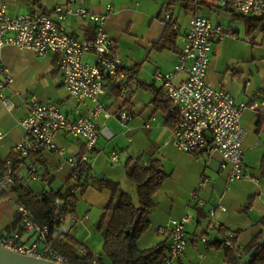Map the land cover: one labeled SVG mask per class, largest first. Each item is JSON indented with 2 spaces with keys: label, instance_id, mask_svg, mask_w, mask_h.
<instances>
[{
  "label": "crops",
  "instance_id": "obj_1",
  "mask_svg": "<svg viewBox=\"0 0 264 264\" xmlns=\"http://www.w3.org/2000/svg\"><path fill=\"white\" fill-rule=\"evenodd\" d=\"M78 3L96 14H103L106 7L111 6L112 10L105 24L107 32L110 31L111 25H114L113 20H116L119 14L130 11L129 8H124L123 6L116 13L112 5L107 4L105 7L95 6L90 9L81 2ZM136 5L143 12L130 13L127 18L129 25H135L138 20H148V26L151 27L153 19H158L159 14L153 17L154 12L151 6L145 5L139 0H137ZM161 5L167 11L175 5L183 8L184 17L181 24L178 23V20L171 13L169 21H165L164 18V20L160 21V25L158 23L155 24L156 33L148 30V33L144 34L141 38L148 43L150 51L157 53L171 52L176 55L172 70L166 69L165 72H161L163 70L162 60L150 58V55H147V53L137 54L136 56H131V58L127 57L125 60L120 53L116 40L120 34L116 38L108 36L117 45V51L126 65L128 79L120 87L107 85L103 100L110 113L122 109L131 115L132 120L129 123L130 131H126V134H124L121 132L122 129L117 120H111L107 123V126L113 133V140L119 141L118 144L110 149L111 141L99 138L93 152H86L83 139L74 138L63 133L57 134L54 137V142L63 152L61 154L43 152L31 155L25 158L22 163L15 164V181L21 187L30 190L35 196L48 191H63L66 189L67 183L69 185L73 183L74 176V168L66 162L67 159L86 156L87 153L93 154L92 160L89 157L87 162L91 174L89 182L101 177V182L108 184V187L103 186L101 183L102 187L105 188L104 191H95L94 187L87 186L82 194L75 192L77 199L71 208V212L79 222L75 225L66 224L64 228L62 227L65 223L61 224L52 234V238L54 240L57 238L61 240H65L66 237L70 238L75 242L76 255L79 256L81 255L80 251H84L96 257L101 253L102 232H97L98 230L95 228V225L103 213L114 207L119 201L120 195H124L134 205H138L137 190L128 179L126 168L131 166L137 159L144 166L149 161L157 159L160 161L167 177L153 196L155 210L150 216V228L138 240V248L144 250L161 243L169 246L168 237L160 234L158 232L159 228L166 225L170 219H179L187 215L191 219V222L185 228L188 247L178 258L177 264H227L225 261L226 252L213 244L216 241H223L230 234H234L236 245L242 248L260 229L259 223L261 219H264V179H262L259 171L260 160L264 157V153H262V140H258L259 143H255V147L260 151V157L256 161L254 170H251L244 156L248 173L252 177L257 178L258 183L243 181L234 183L226 189L225 181L228 172L219 169L220 157L218 155H212L210 158H197L170 145H165L171 134V129L165 124L169 111L161 112L163 120L161 123H156V119L153 117L156 111L151 103L153 96L150 92L139 88L138 82L153 84L157 89H161L163 93L161 85L153 81V75L156 71H160L163 74L172 73V84L174 86H178L186 79V75L175 72L174 67L177 62L178 53L182 48V40L188 31L193 17H206L223 27L219 22V18L222 14H228L233 19L243 20L245 30H248V25L245 19L235 17L229 8L212 6L207 0H165ZM38 7L49 12L53 9L48 10L42 6ZM8 15L10 17L20 16L17 14ZM259 17L246 19L254 20ZM166 22L173 24L176 38L180 37V45L178 46L175 43V51H158L153 48V45L160 40L167 24ZM129 25L126 31H128ZM249 25H251V29L258 28L262 37H264V32L261 31L262 24L252 21L249 22ZM60 26L67 34L75 36L80 40L90 41L94 37V25L92 23H82L80 20L70 17L65 22L60 23ZM158 28L160 29L159 32ZM233 33L236 35V32ZM92 60L93 58L90 55L84 57L85 62ZM146 62L150 66L147 69L144 68V63ZM2 63L8 70L12 83L5 90V96L10 102V108L5 107L0 101V169H4L8 163L10 167L12 166L10 156L13 153L14 146L23 137L20 123L28 114V100L31 95L36 96L44 103L56 106L60 103V98L56 97L57 93L55 90L59 88V91L64 92L61 99V102L64 101V104L61 105L62 109L56 107L71 120L75 119L77 113L85 115L90 107L89 102L77 103L68 95L63 85L62 74L58 68V57L52 55L39 58L29 50H20L12 46H6L2 51ZM210 66L211 63L209 62L206 81L215 89L225 90L237 103L251 105L260 104L264 101V74H262L258 88L259 96L255 99L254 85L248 79H241L240 77L241 81L236 82L230 77L217 78L209 75ZM141 72H147V78H143ZM147 106L153 108L149 116L145 115ZM247 113L249 117L250 114L252 115L254 133L261 136L258 116L255 112L251 110L244 111L241 121L248 116H244ZM149 119H151L152 123L155 122V124L151 126L150 122L147 123ZM97 123L99 125L102 124V120H99ZM144 125H149V129H145ZM145 130H151V134L157 135V140L161 142L155 156L148 158V160L135 157L134 151L131 149L132 145L136 144L137 146L141 145L145 149L144 145L146 141L143 135V131ZM117 151L120 153L118 155V163L112 164L109 160V155ZM124 151L127 152V156L123 159L122 154ZM31 167L40 175V179L31 178ZM165 168L168 170L167 172ZM203 177L209 178L211 184L205 185L197 191L198 200L203 202V206H199L197 205V201L191 202V196L197 190V185ZM78 194L84 196L86 212L92 213V211L98 210V213H100V217L96 220L95 224H91L93 222L90 223V216L86 217V213L83 215L78 213ZM15 202L20 203L15 190H13L11 196L0 195V240L10 237L20 230L21 223L15 209ZM218 205L225 207V211L218 210ZM210 210H215L213 217L209 215ZM210 222H213L215 226L209 227ZM203 237L207 240L206 243L202 242L201 239Z\"/></svg>",
  "mask_w": 264,
  "mask_h": 264
},
{
  "label": "built area",
  "instance_id": "obj_2",
  "mask_svg": "<svg viewBox=\"0 0 264 264\" xmlns=\"http://www.w3.org/2000/svg\"><path fill=\"white\" fill-rule=\"evenodd\" d=\"M215 7L229 8L235 15L242 18L259 17L264 14V0H207ZM112 7L107 6L103 14H96L82 6L76 0H66L65 4H57L49 12L33 4L24 15L10 17L7 14V4L0 0V101L10 108V102L5 96L6 88L12 83L8 70L2 63V51L6 46L20 50H29L36 57H58V68L62 74L63 85L68 95L77 103L89 102L85 115L69 119L56 106L40 101L31 95L28 100V114L21 121L22 139L14 146L13 153L20 158L43 152L61 154L62 149L54 142L57 134H68L74 138H81L85 142L86 152H93L99 138L106 141L113 139V133L107 123L117 120L119 126L130 131L129 123L132 117L125 110L119 109L110 113L103 100L107 85L120 87L128 79L126 65L117 51L115 41L110 39L105 30V24ZM75 18L82 23L94 25V37L90 41L80 40L67 34L60 26L68 18ZM171 17L165 16V21ZM234 34L225 32L223 27L206 17L195 16L190 21L186 35L182 40L174 71L184 73L186 79L178 86L172 84L173 74H163L156 71L153 81L159 83L163 95L176 109L177 121L170 138L165 145H170L186 154L197 158H210L212 155L220 157L219 169L227 171L225 188L232 184L251 181L258 183L252 177L244 162L242 143L245 133L241 128V116L244 111L251 110L261 117L262 153H264V101L260 104L237 103L225 90L215 89L206 81L211 52L214 44L222 42L226 37ZM86 55L93 60L85 62ZM102 120V124L97 122ZM154 120V119H153ZM149 129V125H144ZM1 137V136H0ZM112 164L118 163V155H109ZM70 166H88V158H68ZM31 178L40 179V175L30 168ZM78 183V177L73 176V183L66 187L69 195L75 194L72 185ZM211 184L207 177L201 178L197 190L191 196V202L203 206L197 197V191L205 185ZM15 186L12 169L9 165L0 169V195L11 196ZM42 194L38 195L40 199ZM73 198L66 201L58 200L54 206L57 212L63 205L67 208L61 215L53 218V222L63 224L66 218L71 225L79 221L69 207ZM15 209L19 216L21 227L17 233L2 238L0 246L15 253L47 259L60 264H67V260L58 255L53 249L50 238L49 225L38 224L29 209L15 202ZM220 211L225 207L218 205ZM215 210H210L213 217ZM191 222L189 216L170 219L158 232L169 239V246L163 264H177L178 258L188 247L186 226ZM209 227L215 224L210 222ZM234 234H230L225 246L232 249ZM203 243L206 239L203 237ZM242 254V249H236ZM81 256L86 253L80 251ZM238 264H245L239 261Z\"/></svg>",
  "mask_w": 264,
  "mask_h": 264
},
{
  "label": "trees",
  "instance_id": "obj_3",
  "mask_svg": "<svg viewBox=\"0 0 264 264\" xmlns=\"http://www.w3.org/2000/svg\"><path fill=\"white\" fill-rule=\"evenodd\" d=\"M81 1V0H76ZM83 1V0H82ZM232 12V11H231ZM233 13V12H232ZM234 14V13H233ZM235 17L245 19L247 27L250 30L249 22L255 21L262 24L261 31L264 32V14L257 19H246L234 14ZM163 34L160 40L153 45L158 51L170 50L175 51L176 32L173 24L166 22ZM139 88L152 94V105L156 112L169 111L166 125L173 130L177 121L176 109L163 95L161 89H157L153 84L138 82ZM261 117L258 116L259 131H261ZM25 158H20L17 154L12 153L10 160L12 162V173L14 176L15 164L22 163ZM259 171L262 179H264V157L259 163ZM73 175L78 177V183L72 185L75 192L82 194L88 186L91 179L90 168L88 166H77L73 170ZM128 179L136 187L138 195V205H134L124 195H120L119 201L110 210H106L99 218L95 225L98 231L102 232L101 253L93 257L87 252L84 256L76 255L75 242L67 238L61 240L59 238H50V243L55 252L67 260V264H163L168 246L165 243L158 244L148 249H139L137 242L140 237L150 228V216L155 210L153 196L161 187L167 174L163 171L159 160L154 159L144 166L137 159L131 166L126 168ZM108 187V184L102 183ZM66 186H69L67 183ZM20 204L29 209L34 220L40 225H49L51 234L59 227L58 222H53L54 217H58L67 210L63 205L57 212L54 206L58 200L66 201L69 196L73 198L74 206L76 195H69L65 190L48 191L42 193L40 199L35 196L27 188L21 187L16 181L14 189ZM260 229L252 236L244 247L236 245V238L232 239L233 248L228 249L225 241H216L213 245L221 248L226 252L227 264H238L239 261L245 264H264V219H261ZM242 249V254H238L236 249Z\"/></svg>",
  "mask_w": 264,
  "mask_h": 264
},
{
  "label": "rangeland",
  "instance_id": "obj_4",
  "mask_svg": "<svg viewBox=\"0 0 264 264\" xmlns=\"http://www.w3.org/2000/svg\"><path fill=\"white\" fill-rule=\"evenodd\" d=\"M7 4V13L8 14H17L24 15L26 14L29 7L33 4L36 6H42L45 9H52L57 4H65L66 0H3ZM145 5H150L154 15L159 14L158 19H153L152 26H148V20H138L135 25H129L128 16L130 13L143 12L139 6L136 5L137 0H81L83 5H86L88 8L92 9L95 6L105 7L107 4L112 5L114 8V12H119L120 9L124 6V8H129L130 11L124 12L123 14H119L116 20H113L114 25H111L110 31L107 32V36L117 37L120 34V38L118 37L117 44L120 50L122 57L126 60L127 57L131 58V56H136L137 54L147 53L150 55V58H159L163 63V70L161 72H165V70H172L173 61L175 60V54L171 52H163L157 53L155 51H150L148 47V43L142 40V36L152 31L153 33L157 32L155 24L158 23L160 25V21L164 20L165 16L171 13L173 17L178 20V23L181 24L182 19L184 17V10L180 6H172L170 10H166L161 4L165 0H139ZM38 3V4H37ZM219 22L222 24L225 32H236V35L232 37H226L222 42L217 43L213 46L212 56L210 58L211 66L209 68V75H213L217 78L230 77L233 78L234 81L240 82L241 79H248L254 85L255 91V99L258 98V88L261 82L262 74H264V37H262L261 32L258 28L256 29H248L245 30L243 20L233 19L228 14H222L219 18ZM129 25L128 31H126L127 26ZM106 30V26H105ZM158 28V32H159ZM234 34V33H233ZM175 43L180 45V37H177ZM148 62V61H147ZM144 63V68H149V64ZM165 68V69H164ZM141 76L143 78H147V72H141ZM241 77V79H240ZM56 97L60 98L59 104L56 105L58 108L62 109L61 102L63 97V91H59V88L56 90ZM59 91V92H58ZM25 93V92H23ZM26 94V93H25ZM153 108L151 106H147V110L145 115H151ZM248 115V116H246ZM246 118H243L241 121V128L245 133V137L242 143V148L244 151L245 161L251 167V170H254L256 166V161L260 157V151L257 147H255V143H259L258 140H262L261 136H258L254 133V124L253 118L250 114H245ZM153 117L156 119V123H161L163 120V116L161 112L154 113ZM151 117V118H153ZM114 120V119H112ZM115 121V120H114ZM150 122L151 126L155 124L151 122V119L147 120V123ZM121 128V127H120ZM121 132L126 134V130L121 128ZM151 131V130H150ZM150 131H143L144 139L146 141L145 149L142 148L141 145H132V150L134 151V156L142 158V160H148V158L155 156L156 151L160 147L161 142L157 140L158 136L151 134ZM111 139L110 149L115 147L118 144V140ZM123 148V147H122ZM117 155H120L118 151ZM127 152L124 151L122 154V158H126ZM130 154V152H129ZM93 154L87 153V158H93ZM134 157V158H135ZM166 172L168 171L165 168ZM101 177H98L97 180L90 181L88 187H94L95 191H104L105 188L102 187ZM58 183V182H57ZM54 183V184H57ZM55 186V185H53ZM78 196V213L85 214L86 217L90 216V223L95 224L96 220L100 217V213L98 210L92 211V213L86 212V204L84 196ZM65 225L69 223V219L66 218ZM97 231V230H96ZM99 232V231H97Z\"/></svg>",
  "mask_w": 264,
  "mask_h": 264
},
{
  "label": "water",
  "instance_id": "obj_5",
  "mask_svg": "<svg viewBox=\"0 0 264 264\" xmlns=\"http://www.w3.org/2000/svg\"><path fill=\"white\" fill-rule=\"evenodd\" d=\"M0 264H60L47 259L26 256L0 246Z\"/></svg>",
  "mask_w": 264,
  "mask_h": 264
}]
</instances>
